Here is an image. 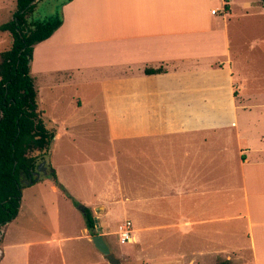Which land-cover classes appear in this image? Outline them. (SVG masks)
<instances>
[{
    "label": "crops",
    "instance_id": "0c3cea01",
    "mask_svg": "<svg viewBox=\"0 0 264 264\" xmlns=\"http://www.w3.org/2000/svg\"><path fill=\"white\" fill-rule=\"evenodd\" d=\"M253 1H242L246 11ZM232 2L62 0V25L34 46L31 73L48 123L101 122L114 141L144 148L141 212L161 222L142 229L167 231L137 239L172 251L154 264H211L218 255L264 264V86L249 84L259 71L234 62ZM53 129L55 141L74 136L73 126ZM230 221L244 224L243 244L230 242L239 231ZM80 232L11 242L0 264H54V243L61 264H110L88 228ZM75 238L86 242L67 245V260L64 243Z\"/></svg>",
    "mask_w": 264,
    "mask_h": 264
},
{
    "label": "rangeland",
    "instance_id": "374dc122",
    "mask_svg": "<svg viewBox=\"0 0 264 264\" xmlns=\"http://www.w3.org/2000/svg\"><path fill=\"white\" fill-rule=\"evenodd\" d=\"M61 1L39 0L29 18L39 20L55 16L60 10ZM242 1L234 0L231 8L233 16L228 15V18L233 17L229 30L234 62L238 61L242 69L252 71L255 68L259 71L260 75L254 77V82L249 81V84L264 86V5L262 0H252V9L246 11ZM16 8L17 0H0V24L9 21ZM11 42L10 33L0 31V50L9 48ZM248 61L253 65H249ZM44 120L48 123L45 117ZM48 124L51 128L59 127L60 130L66 126L74 128V136L63 135L54 141L49 150L41 154L46 164H51L56 170L60 186L54 182L48 170L47 173L41 174L38 181L24 188L19 215L2 227L0 247L14 241L29 242L46 237L55 238L58 234L78 235L86 226L85 207L91 208L94 219H98L100 233H106L105 239L122 264H154L160 256H172V251H157L160 247L158 245L153 249L142 247L137 239L138 231H167L142 229L147 224L155 225L161 221H157L158 217L153 214L142 216L140 181L141 150L144 148L140 147V142L125 139L114 141L110 138L106 125L101 122L80 121L75 125L59 126ZM52 184L56 185V190L52 189ZM148 192L150 195L157 194V191L151 188ZM146 194L145 189V196ZM150 203L155 206L156 200H151ZM98 206L102 207L100 213L95 211ZM124 220H131L132 239L136 241L131 239L127 243L120 242L118 226ZM234 223L230 221L229 227L239 231H235L230 242L232 245L237 242L243 244L246 238L244 224ZM215 225L213 223L214 231L220 227L218 225V228H215ZM213 238H217L215 234ZM76 239L79 238L64 243L67 260V245L86 242ZM53 246V263L61 264L58 243ZM165 247L172 248V244ZM221 253V256L226 255ZM232 259L233 261L229 260L232 264H244L236 256ZM225 260L218 255L213 257L211 264ZM164 264H173V261Z\"/></svg>",
    "mask_w": 264,
    "mask_h": 264
},
{
    "label": "trees",
    "instance_id": "16d2710c",
    "mask_svg": "<svg viewBox=\"0 0 264 264\" xmlns=\"http://www.w3.org/2000/svg\"><path fill=\"white\" fill-rule=\"evenodd\" d=\"M39 0H17L13 17L0 24V31L12 36L11 46L0 50V242L2 227L14 220L21 207L23 190L38 181L34 171L44 161L56 137L43 117L31 73L34 46L48 39L63 22L60 13L45 19H30ZM264 5V0H262ZM227 6V5H226ZM146 68V73L161 72ZM60 186L56 170L46 164ZM86 227L95 234L91 208H85ZM217 264H232L229 260Z\"/></svg>",
    "mask_w": 264,
    "mask_h": 264
},
{
    "label": "water",
    "instance_id": "95a60500",
    "mask_svg": "<svg viewBox=\"0 0 264 264\" xmlns=\"http://www.w3.org/2000/svg\"><path fill=\"white\" fill-rule=\"evenodd\" d=\"M47 172L48 171H47L46 161H42L41 163H39L37 170L34 171V174L36 175V179L38 180L41 177L42 173H47ZM95 211L97 213H100L102 211V207L101 206L96 207ZM95 228H96L95 229L96 233L90 236V240L93 242L96 249L103 256L107 258L110 264H122L120 258H118L116 254L111 250L107 240L105 239V236L102 233H100V227L97 218H95Z\"/></svg>",
    "mask_w": 264,
    "mask_h": 264
},
{
    "label": "built area",
    "instance_id": "2783aa9c",
    "mask_svg": "<svg viewBox=\"0 0 264 264\" xmlns=\"http://www.w3.org/2000/svg\"><path fill=\"white\" fill-rule=\"evenodd\" d=\"M132 222L131 220H124L122 223L118 226V235L119 240L121 243H127L131 241L133 235H132Z\"/></svg>",
    "mask_w": 264,
    "mask_h": 264
}]
</instances>
